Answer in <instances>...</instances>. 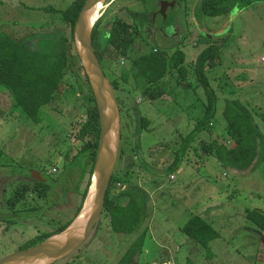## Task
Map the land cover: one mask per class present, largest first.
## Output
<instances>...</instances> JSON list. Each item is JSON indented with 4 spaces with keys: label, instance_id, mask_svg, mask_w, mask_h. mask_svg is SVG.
Wrapping results in <instances>:
<instances>
[{
    "label": "rangeland",
    "instance_id": "rangeland-1",
    "mask_svg": "<svg viewBox=\"0 0 264 264\" xmlns=\"http://www.w3.org/2000/svg\"><path fill=\"white\" fill-rule=\"evenodd\" d=\"M73 1L3 0L0 34L6 32L16 39L24 38L36 49L48 48L50 42L41 39L42 35L67 32L61 12ZM183 1L185 7L179 9L181 27L177 31H163L162 15H159L163 0L148 4L139 0H106L100 16L101 34L102 37L107 34L116 18L139 22L134 15L148 13L130 56L137 57L156 45L170 52H184L187 67L210 44L209 35L219 37L215 40L222 46V61L206 70L218 97L216 117L210 129L192 142L184 166L170 173L167 169L182 140L203 116L206 96L195 72L190 69L188 78L179 85L177 71L163 80L171 90L167 103L172 106L183 100L184 107L179 105L175 111L172 106V110L165 112L138 95L130 84L122 83L120 96L130 95L132 107L128 114L127 107L124 112L120 110L123 138L114 175L124 178L131 172L133 185L140 193L149 194L148 217L138 233H116L109 218L102 213L86 244L52 264H117L143 232L141 254L134 259L137 264H264V233L246 217L247 209L264 213V160L260 159L247 170H237L223 166L215 156L201 150V142L215 138L235 146L225 131L227 100H239L248 107L264 134V121L259 115L264 113V2L234 14L230 20L202 15L200 0ZM53 38L50 37L51 42ZM120 70L130 71V64L123 60ZM187 95L194 101L192 105H187ZM13 104L11 95L0 88V259L23 250L20 247L30 239L52 232L73 219L81 202L80 193L75 190L79 176L74 169L71 174L65 172L64 159L81 146L77 135L89 120V103L77 88L67 89L56 101L42 108L40 123H35ZM167 113L181 117H173L166 124ZM141 116L150 120L149 130H141ZM158 143L163 144L156 146ZM260 147L259 158H264V141ZM35 172L52 185L48 196L40 198L30 194L22 213H10L6 198L17 188L34 183L31 176ZM85 183L86 179L82 191ZM196 215L207 220L219 233L210 242L209 249L182 230Z\"/></svg>",
    "mask_w": 264,
    "mask_h": 264
},
{
    "label": "trees",
    "instance_id": "trees-1",
    "mask_svg": "<svg viewBox=\"0 0 264 264\" xmlns=\"http://www.w3.org/2000/svg\"><path fill=\"white\" fill-rule=\"evenodd\" d=\"M85 1L74 0L66 10L59 11L67 32L54 34V36L50 33L43 34L41 39L50 42L47 45L48 48L36 49L24 38L16 39L14 35L6 32L0 34V88L11 95L14 101L13 107L21 108L28 118L35 123H40L42 108L52 104L69 88H77L85 95L89 103L87 104L89 120L81 127L77 135V139L82 144L78 146L75 154L72 155L69 152L64 159L65 172L71 174L74 169L78 173L79 183L75 190L80 193V205L71 221L52 232L30 239L20 247L23 250L34 247L65 230L81 211L91 186L99 145L100 120L95 96L74 41L75 24ZM139 1L142 4H148L154 0ZM259 2L264 0H200L198 4L199 12L206 17H223L231 20L233 13H239ZM2 4L3 0H0V6ZM147 14H135L134 19L136 17L139 22L132 23L116 18L103 37L100 29L102 17L99 18L93 28V47L105 74L113 84L121 112H124L127 107V114L131 111L132 102H130V95H125V98L120 96L122 83L130 84L133 90L145 99L157 102L166 95H171L167 82L163 81L171 72H178V85L188 78L190 69L195 72L206 96L203 116L197 120L194 129L182 140L181 147L177 149L176 157L167 169L168 172L173 173L179 170L184 162L192 142L203 131L210 129L212 120L216 117L218 97L206 70L221 63L222 46L218 44L219 40H215L219 37L212 38L209 35L210 44L200 52L191 67L185 66L186 54L181 50L170 52L156 45L151 48L152 50L133 58L130 53L141 35V25L148 19H145ZM230 31L231 28L228 33ZM50 37H54L52 42ZM123 60L130 64V71L120 72ZM259 115L264 121V113ZM224 116L227 122L225 131L235 146L231 147L215 138L211 142H201V150L215 156L223 166L237 170H247L260 159L263 161L264 158H259V150L263 145L264 134L259 130L248 107L239 100H227ZM139 122L141 130H149L150 120L141 116ZM1 156L0 151V158ZM130 175L129 171L124 178L113 175L106 196L103 214L109 218L110 225L116 233H138L144 227L148 217V194L140 193L133 185ZM84 179L86 183L82 191ZM51 189L52 185L44 181L36 180L32 184L27 183L6 198L7 210L10 213H22L27 206L28 195L47 197ZM246 217L264 233V213L258 209H247ZM182 230L206 249H209L211 241L219 237L218 231L198 215L192 216ZM144 234L145 232L136 238L117 264H137L134 259L137 254H141Z\"/></svg>",
    "mask_w": 264,
    "mask_h": 264
},
{
    "label": "water",
    "instance_id": "water-1",
    "mask_svg": "<svg viewBox=\"0 0 264 264\" xmlns=\"http://www.w3.org/2000/svg\"><path fill=\"white\" fill-rule=\"evenodd\" d=\"M99 2L85 1L74 29L75 46L89 78L100 120L99 145L88 195L81 211L65 230L34 247L1 258L0 264H52L70 256L91 238L105 210L107 192L119 157L122 130L113 84L93 47L92 34L97 22H94V16ZM172 5L171 13L181 7L180 4ZM32 178L43 181L40 173H32Z\"/></svg>",
    "mask_w": 264,
    "mask_h": 264
},
{
    "label": "flooded vegetation",
    "instance_id": "flooded-vegetation-1",
    "mask_svg": "<svg viewBox=\"0 0 264 264\" xmlns=\"http://www.w3.org/2000/svg\"><path fill=\"white\" fill-rule=\"evenodd\" d=\"M159 1V0H157ZM162 1V0H161ZM180 4L181 7L180 8H184V4L181 3L180 0H170L169 2L167 0H163V5H162V9L159 10V15H162V21H161V25L160 28L163 31H169L171 29L177 31L179 30V28L181 27V10H177L173 13L170 12V9L172 8V4ZM169 9V11H168ZM236 14V13H235ZM173 16V18L169 21V17ZM234 16V13L232 14V17ZM50 184V183H49Z\"/></svg>",
    "mask_w": 264,
    "mask_h": 264
},
{
    "label": "crops",
    "instance_id": "crops-1",
    "mask_svg": "<svg viewBox=\"0 0 264 264\" xmlns=\"http://www.w3.org/2000/svg\"><path fill=\"white\" fill-rule=\"evenodd\" d=\"M181 89V88H180ZM181 92V91H180ZM178 94V93H177ZM181 99H184V98H182L184 95L182 94V92H181ZM179 95V96H180ZM167 96H169V95H166V97ZM169 97H167L166 99L165 98H163V99H161V100H159V101H157V102H153V103H155L156 105H159V107H161L165 112L167 111H170V110H172V106H173V110L175 111V109L174 108H176L177 106H179V105H181V107H184L183 106V100H182V102L180 101V104H179V102H176V104L174 105H172V106H170L169 105V103H167V99H168ZM185 99L186 100H188V104L187 105H192L193 103H194V101L193 102H191L190 101V99H189V96L187 95L186 97H185ZM171 103V102H170ZM182 103V104H181ZM186 105V106H187ZM173 114L174 113H172V115H170V114H166V116H165V122H166V124H168L170 121H172V119H173V117H175L174 119H176V118H180L181 117V115H175V116H173ZM121 126H122V123H121ZM124 128H126V125H125V123H124ZM123 130V129H122ZM154 130H153V128H152V131L151 132H153ZM159 144H163V143H158L156 146H158ZM163 161H164V158L162 159ZM182 166H184V164L182 163V165L180 166V168L182 167ZM179 168V169H180ZM173 177V178H172ZM171 179L172 180H174L175 179V177H174V175H171ZM149 195V194H148ZM151 196V195H150Z\"/></svg>",
    "mask_w": 264,
    "mask_h": 264
},
{
    "label": "bare ground",
    "instance_id": "bare-ground-1",
    "mask_svg": "<svg viewBox=\"0 0 264 264\" xmlns=\"http://www.w3.org/2000/svg\"><path fill=\"white\" fill-rule=\"evenodd\" d=\"M105 1L106 0H100L99 4L97 5L96 11H95V16H94V22H96V20H98L100 18L103 9L106 7V6H104Z\"/></svg>",
    "mask_w": 264,
    "mask_h": 264
},
{
    "label": "clouds",
    "instance_id": "clouds-1",
    "mask_svg": "<svg viewBox=\"0 0 264 264\" xmlns=\"http://www.w3.org/2000/svg\"><path fill=\"white\" fill-rule=\"evenodd\" d=\"M237 14H238V13H236V15H237ZM54 169H56V168H54ZM54 169H53V170H54ZM56 172H57V169H56ZM56 172L53 171V173H56ZM31 177H32V176H31ZM35 181H36V180H35Z\"/></svg>",
    "mask_w": 264,
    "mask_h": 264
},
{
    "label": "built area",
    "instance_id": "built-area-1",
    "mask_svg": "<svg viewBox=\"0 0 264 264\" xmlns=\"http://www.w3.org/2000/svg\"><path fill=\"white\" fill-rule=\"evenodd\" d=\"M53 171L56 172V169H54ZM166 264H173V263H166Z\"/></svg>",
    "mask_w": 264,
    "mask_h": 264
}]
</instances>
